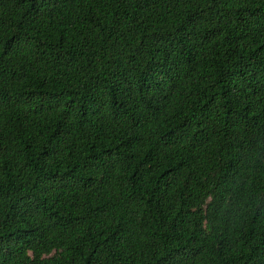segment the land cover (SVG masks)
<instances>
[{
  "label": "trees",
  "instance_id": "obj_1",
  "mask_svg": "<svg viewBox=\"0 0 264 264\" xmlns=\"http://www.w3.org/2000/svg\"><path fill=\"white\" fill-rule=\"evenodd\" d=\"M0 264H264V0H0Z\"/></svg>",
  "mask_w": 264,
  "mask_h": 264
}]
</instances>
